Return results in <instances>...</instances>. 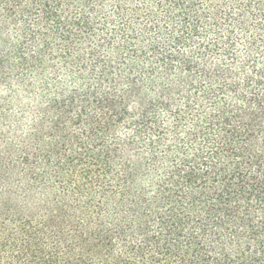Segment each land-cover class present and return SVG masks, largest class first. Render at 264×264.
Wrapping results in <instances>:
<instances>
[{"label": "trees", "instance_id": "16d2710c", "mask_svg": "<svg viewBox=\"0 0 264 264\" xmlns=\"http://www.w3.org/2000/svg\"><path fill=\"white\" fill-rule=\"evenodd\" d=\"M0 264H264V0H0Z\"/></svg>", "mask_w": 264, "mask_h": 264}]
</instances>
